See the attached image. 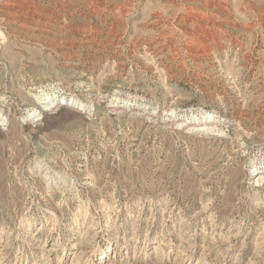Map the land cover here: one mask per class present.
Returning a JSON list of instances; mask_svg holds the SVG:
<instances>
[{
  "label": "rangeland",
  "instance_id": "obj_1",
  "mask_svg": "<svg viewBox=\"0 0 264 264\" xmlns=\"http://www.w3.org/2000/svg\"><path fill=\"white\" fill-rule=\"evenodd\" d=\"M0 264H264V0H0Z\"/></svg>",
  "mask_w": 264,
  "mask_h": 264
},
{
  "label": "bare ground",
  "instance_id": "obj_2",
  "mask_svg": "<svg viewBox=\"0 0 264 264\" xmlns=\"http://www.w3.org/2000/svg\"><path fill=\"white\" fill-rule=\"evenodd\" d=\"M49 94L48 93H42V98L41 99H43V101H44V105L45 106H48L49 104H51L52 102H53V98H51V97H49L48 96ZM53 97V96H52ZM35 112H37V111H35ZM38 113V112H37ZM33 114L34 113H30L29 114V116L31 117V116H33ZM37 115V114H36ZM35 116V115H34ZM29 123V122H28ZM46 164V163H45ZM43 169V168H42ZM47 173V172H46ZM257 174H260V172H258ZM261 177V176H260ZM262 178H263V176H262ZM256 179V178H255ZM73 187V186H72ZM73 190V189H72ZM78 195V194H77ZM185 220V219H184ZM186 226V225H185ZM215 228V227H214Z\"/></svg>",
  "mask_w": 264,
  "mask_h": 264
}]
</instances>
